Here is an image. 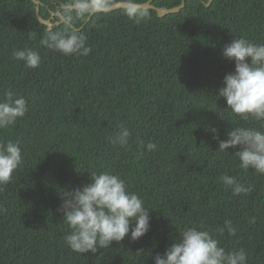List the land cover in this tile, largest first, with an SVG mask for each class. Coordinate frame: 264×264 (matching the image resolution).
<instances>
[{
	"label": "trees",
	"instance_id": "obj_1",
	"mask_svg": "<svg viewBox=\"0 0 264 264\" xmlns=\"http://www.w3.org/2000/svg\"><path fill=\"white\" fill-rule=\"evenodd\" d=\"M38 1L0 0V264H264V0Z\"/></svg>",
	"mask_w": 264,
	"mask_h": 264
},
{
	"label": "water",
	"instance_id": "obj_2",
	"mask_svg": "<svg viewBox=\"0 0 264 264\" xmlns=\"http://www.w3.org/2000/svg\"><path fill=\"white\" fill-rule=\"evenodd\" d=\"M31 1L36 6L35 12H36L37 20L41 24L45 25L47 27V30H51L53 28L52 18L54 17V15H56L60 18V20L55 23L56 25L65 21L64 17L61 15L60 12H56V13L51 12L49 19H46V20L43 19L39 14V7H38L39 1L38 0H31ZM152 2H153V0H148V1L143 2V3H132V2H127V1H119V2H116L112 5H110V6H97L93 3H79L77 5H70V6L62 5V9L74 10V9H78V8L87 9L89 7V15L83 24V25H85L95 13L110 12V11H114L117 9L154 10V11H156V13L159 17H163L167 14L176 13L179 10H181L185 5L186 0H181V3L179 5L171 7V8L157 7ZM211 2H212V0H207L206 6H209Z\"/></svg>",
	"mask_w": 264,
	"mask_h": 264
}]
</instances>
